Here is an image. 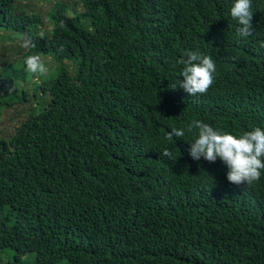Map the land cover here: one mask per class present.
<instances>
[{"label":"trees","instance_id":"obj_1","mask_svg":"<svg viewBox=\"0 0 264 264\" xmlns=\"http://www.w3.org/2000/svg\"><path fill=\"white\" fill-rule=\"evenodd\" d=\"M18 1L0 0V26L31 39L24 59L67 60L74 71L58 66L30 116L0 137V259L264 264V170L235 186L219 159L190 157L193 134L167 138L192 120L236 136L264 129V0H252L249 37L237 36L234 0L57 3L40 35L28 28L41 19L16 12ZM189 50L215 61L206 94L179 87ZM8 66L0 87L16 76ZM12 104L0 99V115Z\"/></svg>","mask_w":264,"mask_h":264},{"label":"clouds","instance_id":"obj_2","mask_svg":"<svg viewBox=\"0 0 264 264\" xmlns=\"http://www.w3.org/2000/svg\"><path fill=\"white\" fill-rule=\"evenodd\" d=\"M231 17L237 21V36L249 37L253 35L252 25L253 11L252 0H234L230 9ZM23 47H33L34 44L27 36ZM264 47V42L261 43ZM183 65L182 80L179 87L190 96L206 94L214 83L216 72L215 61L211 56L198 50H189L184 58L178 61ZM26 70L34 75L45 76L47 68L37 55H30L24 59ZM177 85H171L175 89ZM186 132L193 134L188 154L195 161L203 158L205 161L215 163L218 159L227 167V180L235 186L250 187L259 181L264 170V129L255 127L236 136L228 132L214 129L210 124L202 120H192L187 129L172 128L167 135L183 138ZM161 156L173 159L172 152L165 148Z\"/></svg>","mask_w":264,"mask_h":264},{"label":"rangeland","instance_id":"obj_3","mask_svg":"<svg viewBox=\"0 0 264 264\" xmlns=\"http://www.w3.org/2000/svg\"><path fill=\"white\" fill-rule=\"evenodd\" d=\"M65 4L69 7L73 6L77 10H81L80 0H19L15 4L16 12H26L27 15H36L41 19V24L31 26L28 31L33 34L48 33L52 29L49 13L54 9L55 5ZM73 9V10H76ZM25 33L17 31V29L4 30L0 26V69L4 65L11 68L12 74H15L13 83L8 87L4 85L0 87V99L13 103L11 106H5L0 115V137L8 140L18 127L30 116L32 109L39 102V94H42L43 85L58 72L59 67L69 68L72 73L73 65L69 61L58 62L53 57H41V61L47 68L45 76L34 75L24 68V54L27 48L23 47ZM26 96V101H19L20 98ZM38 101H35V99ZM11 252V251H10ZM24 259L28 262H33L36 259L34 252H29ZM0 264H6L9 256H3L0 259Z\"/></svg>","mask_w":264,"mask_h":264}]
</instances>
